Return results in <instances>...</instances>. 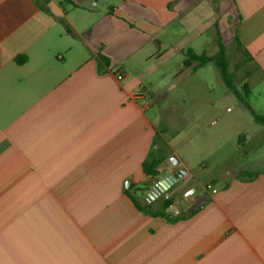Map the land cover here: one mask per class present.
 <instances>
[{
	"label": "crops",
	"instance_id": "1",
	"mask_svg": "<svg viewBox=\"0 0 264 264\" xmlns=\"http://www.w3.org/2000/svg\"><path fill=\"white\" fill-rule=\"evenodd\" d=\"M221 46L245 59L247 100L227 84L216 100L192 93L186 136L201 140L181 156L150 111L172 103L174 79L200 76L188 51ZM239 107L247 119L206 135ZM256 115L264 0H0V264H264ZM156 150L159 171L187 174L147 200Z\"/></svg>",
	"mask_w": 264,
	"mask_h": 264
},
{
	"label": "rangeland",
	"instance_id": "2",
	"mask_svg": "<svg viewBox=\"0 0 264 264\" xmlns=\"http://www.w3.org/2000/svg\"><path fill=\"white\" fill-rule=\"evenodd\" d=\"M226 58L231 83L238 89L240 94L239 102H242L243 99L247 100V96L243 88V82L245 80L247 69L245 59L240 53L236 51V49L232 48L228 51V54L226 53ZM199 75L200 76L197 74V76H194L188 80L181 79L182 77H177L174 79V83H176L174 91L172 90V93L168 95V98L172 99V103H169L167 100H163L150 111L153 118L161 124L160 128L162 132L168 135H176L177 139L180 140V146L181 148L183 147L181 156L185 155L184 147L196 146V144H199L201 140L200 137H196V134H193L192 136L194 141L191 145H189V140L191 138L186 136V117L184 118L185 110L183 101L189 102L192 93H195L193 94V98H198L199 102H206L212 99L216 100L217 98L219 99L222 96V92L226 90V81L224 78H222L221 71L219 67H217L216 62L206 64L199 71ZM200 77H202V80H200ZM200 81H204L205 84L201 83ZM229 117L230 119L235 117L237 119H241L242 121L247 119V111L242 107H239L230 116H227L222 121V123L215 126H210L212 119L211 121L209 120V126L206 129V135H224V128H222V126L226 120L229 119ZM166 127H169L168 133L165 131ZM247 150L248 149L246 148L243 150V152ZM248 152H250L251 157H254L255 153H252L250 150ZM206 179H208V177H206Z\"/></svg>",
	"mask_w": 264,
	"mask_h": 264
},
{
	"label": "trees",
	"instance_id": "3",
	"mask_svg": "<svg viewBox=\"0 0 264 264\" xmlns=\"http://www.w3.org/2000/svg\"><path fill=\"white\" fill-rule=\"evenodd\" d=\"M24 60V59H23ZM23 60H20L19 62H23ZM214 61L216 62L217 66L219 67L221 74L226 81V84L228 87L232 88L233 85L230 80V74L228 72V63H227V58H226V52L224 50V47L221 46V49L219 53L215 57H208L207 55H196L193 51H188L187 53V58L184 61V66L189 67L190 65H193L195 63H198L199 67L204 66L205 64ZM247 90V95H248V87H244ZM257 121L261 122L264 124V117H260L259 115L255 116ZM163 151L162 150H156L153 151L150 155L149 161H147L144 164V171L147 177L153 179L157 177L160 173L159 169L160 166L163 164L165 161V158L162 156ZM246 176H249L250 178H254V174L251 173H243ZM145 189H139L138 192H144ZM132 199L133 203L137 207V209L143 211V212H148L145 208H142L138 202V200L134 196H130ZM171 202L167 201L165 204V209L170 206Z\"/></svg>",
	"mask_w": 264,
	"mask_h": 264
},
{
	"label": "water",
	"instance_id": "4",
	"mask_svg": "<svg viewBox=\"0 0 264 264\" xmlns=\"http://www.w3.org/2000/svg\"><path fill=\"white\" fill-rule=\"evenodd\" d=\"M172 163L174 165L178 164V161L172 158ZM187 174L185 169H181L175 173H167L166 169H161L160 173L157 177L153 178L151 181V186L149 187L148 191L144 194V197L147 200L150 199H157L164 195L168 190L174 187L178 181H180L184 175ZM130 183H127V187H129Z\"/></svg>",
	"mask_w": 264,
	"mask_h": 264
},
{
	"label": "built area",
	"instance_id": "5",
	"mask_svg": "<svg viewBox=\"0 0 264 264\" xmlns=\"http://www.w3.org/2000/svg\"><path fill=\"white\" fill-rule=\"evenodd\" d=\"M143 95H144L143 93L136 92V93L134 94V97H135V98H138V97H142ZM208 188L211 189L212 187L209 186Z\"/></svg>",
	"mask_w": 264,
	"mask_h": 264
}]
</instances>
